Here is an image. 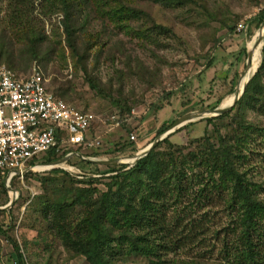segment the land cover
Wrapping results in <instances>:
<instances>
[{
  "label": "rangeland",
  "instance_id": "obj_1",
  "mask_svg": "<svg viewBox=\"0 0 264 264\" xmlns=\"http://www.w3.org/2000/svg\"><path fill=\"white\" fill-rule=\"evenodd\" d=\"M124 1L132 8L130 11L115 3L111 7L90 4L93 10L88 24H82L83 17L74 21L73 50L58 2L0 0V65L19 75L27 74L34 64L39 65L51 91L72 106L96 114L88 136L99 137L100 145L68 146L61 158L68 151H77L88 159L109 161L94 170L78 167L80 162L75 160L42 170L35 166L4 185L7 193L0 189V207L11 199L8 188L15 194L13 204L0 209V229L6 231L0 232V264H20L10 238L16 241L24 264H88L61 238L68 235L71 241L83 237L82 220L90 215L88 210L73 206L62 224L61 237L54 234L55 229L48 228L43 212L52 213L53 200L68 198L71 202L74 197L83 196L81 192L85 190H90L94 199L99 197L107 189L109 176L116 174L114 167L133 166L140 158H125L134 157L156 138L159 141L155 146L161 144L158 150L163 154L169 148L162 140L171 133L170 141L176 146L187 145L185 153H189L203 148L198 144L204 135L218 144V128L221 135L237 143L236 165L256 185L254 192L264 201V71L259 84L251 85L249 92L244 93L264 57V33L257 41L260 27L264 28V18L260 21L257 13L264 8V0ZM252 42L259 45V60L249 73L252 63L246 68L247 52ZM84 65L101 94L88 84ZM243 76L247 77L239 98L234 104L233 99L224 104L228 97L234 98ZM223 106L231 107L225 118L209 124L205 118L217 115L208 112L185 123L179 132L174 133L177 128L165 133L186 113ZM122 119L129 131L121 125ZM116 121L118 125H113ZM164 122L169 127L152 136ZM130 133L136 137L129 140L132 144L125 140ZM149 139L150 143L139 146ZM92 148L103 150L102 156L88 157ZM172 151L177 154L178 148L173 147ZM52 169H62L67 175H56ZM192 169V173L202 171ZM185 171L191 174L190 170ZM200 189L204 188L195 183L186 196L181 195L170 214L181 216L186 227L191 221L198 223L193 230V243L163 256L164 262L151 263L132 254L117 263L225 264L222 240L232 237L226 230L235 227V221L216 193L206 201ZM176 198L179 200L172 196V202ZM180 231L176 230L174 237L181 235Z\"/></svg>",
  "mask_w": 264,
  "mask_h": 264
},
{
  "label": "trees",
  "instance_id": "obj_2",
  "mask_svg": "<svg viewBox=\"0 0 264 264\" xmlns=\"http://www.w3.org/2000/svg\"><path fill=\"white\" fill-rule=\"evenodd\" d=\"M48 1L58 2L62 6L64 31L70 38V46L73 50L75 49L72 35L75 28L74 21L83 17L82 24L84 26L88 24L90 13L93 10L90 9V4H95V6L106 4L111 7L115 3L119 8L126 6L129 11L131 8L127 4L125 5L124 0ZM257 14V18L260 21L263 20L264 8ZM82 69L87 75L86 80L90 87L97 88L98 84L94 77L89 76L87 67L84 65ZM263 71L264 57L246 85L245 95L249 92L251 85L253 87L254 84L256 86L259 84L260 74ZM46 87L51 91L47 84ZM96 92L101 94L102 90L98 89ZM54 94L60 97L56 93ZM253 97H255V92L252 93ZM81 111L94 113V111L88 110ZM227 116L229 113L224 112L215 117L205 118V121L210 124L215 119ZM123 121L122 119L121 125L126 131H129V127ZM164 124L166 125L163 126ZM167 125L165 122L162 123L152 136L163 133L169 127ZM213 126L215 125L213 124ZM182 128H178L174 133L181 131ZM89 130L87 136L90 134ZM215 131L220 136L218 144L208 135H204L198 144L199 148H203L189 153H185L187 145H174L170 141V136L173 133L169 134L162 140V143L167 144V148H169L166 152L160 153L158 148L161 144H158L147 155L138 159L133 166L125 169V165H117V168L114 167L116 174L109 176L110 182L106 184V191L95 199L90 190H85L81 192L83 196L80 194L74 197L75 200L71 202L68 201V198L53 200L51 202L53 204L52 213L45 215L43 212V218L48 228L51 231L55 229L54 234L61 237L62 224L67 219L69 210L77 204V206L85 207L90 214L82 220L84 235L80 240L70 241L68 235L64 233L66 236L61 238L64 241L67 240V246L74 248L75 253L83 255L88 264H121L117 263L121 257L132 254L141 255L151 263L164 262L163 256L171 252L176 253L183 245H190V241L194 242L193 230L198 228V223L191 221L186 227L181 216L174 217L170 214L175 209L173 206L180 202L181 195L186 196L189 189L197 183L198 186L204 188L200 189L201 192H204V199L207 201L216 193L225 208L230 210L235 221V227L226 230L231 233L232 237H223L222 240V257L225 264H264V201L256 196L254 192L256 185L246 178L236 165L234 147L237 143L232 142L231 138L221 135L218 128ZM125 138L126 142L130 143L129 137ZM100 142L98 140L95 146H99ZM146 142L150 143L151 140L139 143V146H145ZM80 146H88L87 141ZM173 147L178 148L177 154L172 151ZM103 152V150L95 148L88 157H99ZM65 154V151L51 149L41 153L39 157L44 155L41 157L44 162H51ZM79 162L77 165L82 168L86 166L94 170L100 167L99 164L88 160ZM32 164L31 161L30 165ZM184 164L186 166H183ZM190 164H194L193 167L202 171L192 173L193 167ZM184 167L191 171L190 175L187 174L185 171L187 169ZM52 170L56 175L58 173L67 175L62 169ZM205 173L206 175H204ZM0 189L7 193L2 177H0ZM172 196L179 197V200L176 198V201L172 202L174 200ZM176 230L182 232L180 231L181 235L174 237ZM0 232L6 234V231L2 229ZM10 242L20 264H24L23 254L16 241L10 238Z\"/></svg>",
  "mask_w": 264,
  "mask_h": 264
},
{
  "label": "built area",
  "instance_id": "obj_3",
  "mask_svg": "<svg viewBox=\"0 0 264 264\" xmlns=\"http://www.w3.org/2000/svg\"><path fill=\"white\" fill-rule=\"evenodd\" d=\"M46 84L39 65L34 64L25 75L0 65V177L7 184L39 162L47 163L37 158L41 153L66 151L68 146L86 141L88 146L98 143L99 137L87 136L96 114L77 109L49 91ZM135 139L130 133L129 140ZM67 153L71 162L87 159L77 151Z\"/></svg>",
  "mask_w": 264,
  "mask_h": 264
},
{
  "label": "water",
  "instance_id": "obj_4",
  "mask_svg": "<svg viewBox=\"0 0 264 264\" xmlns=\"http://www.w3.org/2000/svg\"><path fill=\"white\" fill-rule=\"evenodd\" d=\"M262 28H263V26L262 27H260V29H259V31H258V36H257V38H258V41L260 40V38L263 36V33H264V31L262 30ZM251 58H252V52L251 51H248L247 52V64H246V68H248L249 67V65H250V63H251ZM244 87V86H243ZM239 96H240V91L238 90V86H237V90H236V95L234 96V98H233V101H232V104H234L235 102H236V100L239 98ZM231 107L230 106H223V107H221V108H217V109H212V110H203V111H199V112H189V113H186V114H184V115H182V116H180V117H178L171 125H170V127L166 130V135H168L169 133H171L174 129H177V128H180L181 126H183L185 123H187V122H191V121H193V120H195L197 117H199L200 115H203V114H207L208 112H213L214 114H216V115H219V114H221V113H224V112H227L229 109H230ZM159 141V139L158 138H156L155 140H153L147 147H145L142 151H140V152H138V153H136V154H134V157H133V159H138V158H141V157H143V156H145V155H147L148 153H149V151L157 144V142ZM68 159V156H64L63 158H61V159H59V160H55V161H51V162H49L50 164H52V165H50V167H52L53 168V166L55 165V164H58V163H60V162H64V161H66ZM86 160H89V161H93V162H95V163H98V164H107L109 161L108 160H98V159H95V160H92V159H86ZM113 163H114V161H113ZM33 168H31V169H27V171L26 172H31V170H32ZM25 172V173H26ZM8 185V184H7ZM6 185V186H7ZM6 188H8V187H6ZM8 190H10V192H12V196H11V199H10V201H9V203H8V205H6V206H4V207H0V209H7V208H9L12 204H13V202H14V196H13V194H14V190H12V189H10V188H8Z\"/></svg>",
  "mask_w": 264,
  "mask_h": 264
},
{
  "label": "bare ground",
  "instance_id": "obj_5",
  "mask_svg": "<svg viewBox=\"0 0 264 264\" xmlns=\"http://www.w3.org/2000/svg\"><path fill=\"white\" fill-rule=\"evenodd\" d=\"M262 29H264V28H262ZM258 34V33H257ZM258 41V40H257ZM258 47H259V45H257V44H255V42H252L250 45H249V47H248V49H249V51H251L252 52V58H251V60H252V66H250V69H249V73H251L255 68H256V66H257V63H258V60H259V51H258ZM246 77L247 76H243L242 77V79H241V81H239V84H238V90H240V88H242V86L244 85V82H245V80H246ZM232 99H233V96H231V97H228L225 101H224V104H229V103H231V101H232ZM125 159H129V160H132L133 159V157H126ZM124 159V160H125ZM50 165V163H45V164H38L37 166H36V169H41V168H45V167H50L49 166ZM42 170V169H41ZM11 194H12V192H11ZM14 194H15V192H14ZM13 194V195H14Z\"/></svg>",
  "mask_w": 264,
  "mask_h": 264
},
{
  "label": "crops",
  "instance_id": "obj_6",
  "mask_svg": "<svg viewBox=\"0 0 264 264\" xmlns=\"http://www.w3.org/2000/svg\"><path fill=\"white\" fill-rule=\"evenodd\" d=\"M82 154V153H81ZM87 157V156H86ZM60 159V158H59ZM59 159H57V160H59ZM55 161V160H54ZM89 161V160H88ZM67 161H64V162H62V163H66ZM93 162V161H92ZM61 163V162H60ZM98 164V163H97ZM99 165H105V164H99ZM4 185H7V183H5L4 182Z\"/></svg>",
  "mask_w": 264,
  "mask_h": 264
}]
</instances>
